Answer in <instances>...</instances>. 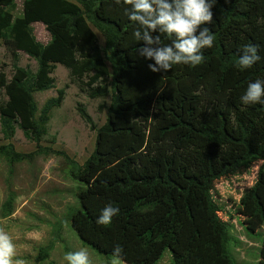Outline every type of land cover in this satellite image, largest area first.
<instances>
[{
  "label": "trees",
  "instance_id": "1",
  "mask_svg": "<svg viewBox=\"0 0 264 264\" xmlns=\"http://www.w3.org/2000/svg\"><path fill=\"white\" fill-rule=\"evenodd\" d=\"M15 1L0 0V36L14 57L26 53L37 72L13 67L10 81L0 73V117L7 134L16 122L29 140L39 144L40 124L59 107L64 90L44 106L39 123L34 93L54 88L51 76L61 65L73 81L91 88L90 98H108L101 105L107 123L98 130L97 150L73 175L84 181L104 169L81 195L82 208L73 224L83 242L107 258L123 248L121 259L131 264H156L169 252L172 264H236L229 249L227 223L212 197L214 183L261 162L249 204L264 218V105L245 106L240 96L250 81L264 79V0H215L213 23L202 25L214 34L204 61L192 68L174 65L153 73L154 61L139 55L143 41L132 37L133 22L115 0H26L32 21H40L51 36L36 40L28 17L14 18ZM199 34V29L196 35ZM161 44L171 40L160 33ZM103 44H100V40ZM257 45L261 60L251 69L234 66L244 45ZM2 94L6 101L2 99ZM81 117L94 127L84 108ZM12 163L32 157L13 145L0 146ZM113 168H107L113 165ZM115 169V170H114ZM119 207L112 223L97 226L105 205ZM2 217L13 212V193ZM61 223L54 236L59 238ZM48 248L40 250V260ZM264 264V238L260 250Z\"/></svg>",
  "mask_w": 264,
  "mask_h": 264
},
{
  "label": "rangeland",
  "instance_id": "2",
  "mask_svg": "<svg viewBox=\"0 0 264 264\" xmlns=\"http://www.w3.org/2000/svg\"><path fill=\"white\" fill-rule=\"evenodd\" d=\"M12 0H4L9 8ZM26 0H16L14 18L29 17L25 9ZM36 40L47 45L50 34L40 21L29 19ZM103 44V40H100ZM18 66L36 74L35 59L19 52L14 58L6 49L0 36V73L10 81L13 67ZM55 79L54 88L46 92L34 93L37 106L36 118L41 121V113L46 103L64 90V100L59 107L48 112L42 126L39 144L27 139L16 122L13 131L7 134L0 117V146L13 145L15 150L31 154L32 157L20 163H12L0 155V230L6 232L15 245L14 259H23L25 264H66L65 253L85 249L91 264H131L126 260L107 258L87 246L80 238L73 224V214L82 208L81 195L89 190L96 178L106 176L104 169L96 175L88 174L84 181L75 178L73 165L66 159L83 165L97 150L98 130L108 121L106 109L110 97L92 99L91 88L84 82L73 81L69 71L58 65L51 75ZM3 101L6 98L2 94ZM84 108L93 120L92 128L80 115ZM262 163L254 164L248 170H239L235 175L214 183L212 197L220 208L219 216L227 223L230 240L228 249L236 264H258L264 238V218L257 214L249 202L254 193ZM109 165L107 168H113ZM115 170V169H114ZM91 180V183H88ZM13 193V212L3 218V204ZM61 223L59 238L54 233ZM48 248V257L40 260V250ZM156 264H172L169 252H165Z\"/></svg>",
  "mask_w": 264,
  "mask_h": 264
},
{
  "label": "clouds",
  "instance_id": "3",
  "mask_svg": "<svg viewBox=\"0 0 264 264\" xmlns=\"http://www.w3.org/2000/svg\"><path fill=\"white\" fill-rule=\"evenodd\" d=\"M124 5V15L134 24L132 37L143 41L144 47L138 49L139 55L154 61L148 64L153 73H167L174 65L196 67L204 61L203 51L212 48L214 34L208 27L213 23L212 8L215 0H115ZM199 29V34L196 35ZM160 33L171 40V44H161ZM261 60L257 45H244L234 66L239 71L251 69ZM240 103L245 106L264 105V79L250 81ZM119 207L107 204L100 211L95 223L97 226H109L113 217L119 215ZM123 248L116 245L112 256L119 258ZM15 245L12 238L0 230V264H25L23 259H14ZM66 264H91L85 249L65 253Z\"/></svg>",
  "mask_w": 264,
  "mask_h": 264
}]
</instances>
